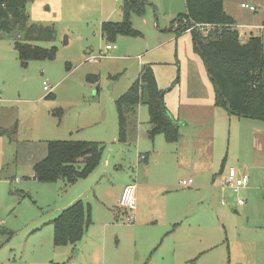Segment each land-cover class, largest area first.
Masks as SVG:
<instances>
[{
  "label": "rangeland",
  "instance_id": "1",
  "mask_svg": "<svg viewBox=\"0 0 264 264\" xmlns=\"http://www.w3.org/2000/svg\"><path fill=\"white\" fill-rule=\"evenodd\" d=\"M45 1L27 0L25 10L30 23L53 27L52 41L37 42L56 46L53 59L23 65L12 45L22 34L0 32V264H264V188L246 199L242 189L246 203L237 206L231 191L211 190L207 180L178 171V164L186 170L193 164L177 159L161 134L149 137L145 104L127 118L126 142L119 139L114 101L137 77V55L169 34L162 29L177 25L184 0H146L144 14L129 17L140 36L114 38L100 23L121 19L122 0ZM49 140L100 142L101 159L72 184L39 182L33 165L45 157ZM188 178L191 187L179 185ZM135 180L148 184L140 186L139 216L136 200L128 222L116 204ZM78 199L92 224L75 247H54L50 222Z\"/></svg>",
  "mask_w": 264,
  "mask_h": 264
},
{
  "label": "trees",
  "instance_id": "2",
  "mask_svg": "<svg viewBox=\"0 0 264 264\" xmlns=\"http://www.w3.org/2000/svg\"><path fill=\"white\" fill-rule=\"evenodd\" d=\"M185 13L177 16L175 32L187 30L196 23H211L207 33L190 30L192 48L200 56L215 90V104L229 114L264 120V44L257 35L242 40L234 21L223 8V0H184ZM27 0H0V32L9 36L22 34V41L13 39L19 61L50 60L56 46L44 48L37 42L52 41L54 29L50 25L30 23L26 14ZM144 0H122L120 21L101 23L102 33L109 38L117 35L140 36L132 27L130 14L143 15ZM66 36L64 43H66ZM177 81L175 80V83ZM160 90L150 65H143L129 88L115 99L119 125V139L126 142L127 118L144 103L148 109L149 137L162 134L175 142L179 137L178 124L163 104ZM100 142L82 140H49L46 155L33 165V177L39 182L63 179L72 184L87 177L101 159ZM92 223L89 209L81 200L73 202L52 220L54 246H75ZM51 264H66L52 262Z\"/></svg>",
  "mask_w": 264,
  "mask_h": 264
},
{
  "label": "crops",
  "instance_id": "3",
  "mask_svg": "<svg viewBox=\"0 0 264 264\" xmlns=\"http://www.w3.org/2000/svg\"><path fill=\"white\" fill-rule=\"evenodd\" d=\"M144 1L146 7L151 4ZM242 3L254 6L255 10L242 8ZM223 8L225 13L233 19L242 40L250 35H257L264 44V0H223ZM119 10L121 13V3ZM176 28L177 25H171L162 29L161 31H168L169 34L160 40L158 45L147 49L142 55H137L140 69L143 65L152 64L150 67L156 84L160 90L164 91L163 104L171 118L178 124V139L173 143L165 140L169 144L168 150L172 151L177 159L190 158V163L193 164L187 170L178 164L176 169L193 176L198 182L207 180L204 187L212 190L218 188L217 184L226 168L232 166L231 164L239 165L240 167L234 168L238 172H246L249 176L247 187L241 191L245 199L249 198L251 190L264 188V120L238 117L229 114L225 108L215 104L213 83L202 59L192 48L190 30L177 33L175 32ZM12 38L14 39V37ZM64 44H67V40ZM156 47L158 48L156 49ZM112 49L111 45V48L105 49V51L109 52ZM156 50L159 52L154 53ZM165 63L169 65L165 66ZM173 79L177 82L174 81L172 87L166 89ZM154 153L153 150L152 155ZM141 155H144L143 159ZM197 155L201 158L200 162L196 159ZM146 156L147 154L139 155L142 160ZM154 160L158 164V158L156 157ZM130 184L139 188L136 197L138 205L135 212V215L139 216V207L143 198L140 186L143 187L148 183L146 181L137 183L135 180L127 182L124 186ZM116 209L118 214H121L117 204ZM233 211L237 213L236 208ZM89 227L85 233L88 232ZM59 262L68 264L64 260Z\"/></svg>",
  "mask_w": 264,
  "mask_h": 264
},
{
  "label": "built area",
  "instance_id": "4",
  "mask_svg": "<svg viewBox=\"0 0 264 264\" xmlns=\"http://www.w3.org/2000/svg\"><path fill=\"white\" fill-rule=\"evenodd\" d=\"M242 8L249 9L251 11L255 10V7L249 4L242 3ZM214 27V24L211 23H196L187 28V30H192L197 28L205 33L209 32ZM111 48L110 44L105 46V49L108 50ZM43 89H48V84L43 81ZM141 158H144V155H141ZM249 181V176L246 172H238L234 167L230 166L226 168L221 176L219 183L217 184L218 188L222 193L229 190L235 194V202L237 206L245 205V199L240 196V191L247 187ZM192 179L188 178L185 180H180L179 185L182 187L192 186ZM224 197L221 198L220 204L225 205ZM119 212L126 216L128 222L134 220V210L136 207V196H135V186L130 184L123 187L117 203Z\"/></svg>",
  "mask_w": 264,
  "mask_h": 264
}]
</instances>
